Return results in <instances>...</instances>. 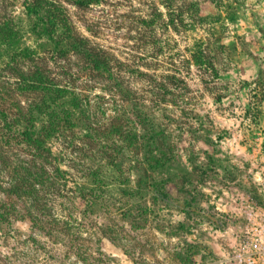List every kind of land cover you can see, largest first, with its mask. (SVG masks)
I'll list each match as a JSON object with an SVG mask.
<instances>
[{"label": "rangeland", "instance_id": "rangeland-1", "mask_svg": "<svg viewBox=\"0 0 264 264\" xmlns=\"http://www.w3.org/2000/svg\"><path fill=\"white\" fill-rule=\"evenodd\" d=\"M56 1L65 7L75 30L123 68L138 69L159 83L171 74L184 82L177 90L167 85L181 94L175 98L177 105L171 107L167 95L159 108L145 91V78L133 76L127 84L144 90L145 105L154 108L150 116L174 132L175 187H167V198L148 201L151 209L138 231L128 230L122 221L128 231L120 244L133 247L134 257L142 252L144 264H232L228 259L242 236L246 213L263 194L264 0H99L88 7ZM194 1L204 22L193 18L189 4ZM23 2L0 0V21L13 17L24 29L23 40L33 45ZM167 10L174 15L181 11L182 22L178 16L175 28L166 25ZM197 47L204 52L194 61L190 55ZM103 83L84 85L105 98L102 107L114 116L111 109L120 100ZM163 107L167 118L159 113ZM112 185L109 195L116 199L121 184ZM54 217L58 226L65 221L60 214ZM111 222L122 224L119 215ZM32 239L42 237L27 222L7 226L0 264H54L63 257L58 254L60 244L42 249ZM13 246L16 251L9 249ZM105 247L116 264H131L129 255L110 243ZM173 252L182 260L174 262Z\"/></svg>", "mask_w": 264, "mask_h": 264}, {"label": "trees", "instance_id": "trees-1", "mask_svg": "<svg viewBox=\"0 0 264 264\" xmlns=\"http://www.w3.org/2000/svg\"><path fill=\"white\" fill-rule=\"evenodd\" d=\"M23 1L33 45L23 40L24 29L13 17L0 21V245L7 226L27 222L42 237L31 240L36 247L60 244L62 252L54 256L63 257L54 264L66 259L72 260L68 264H116L106 243L129 255L131 264H144L142 252L134 257L133 247L120 241L146 222L149 200L167 198V187H175V135L150 116L154 108L145 105L144 90L127 84L133 76L145 78V91L159 108L167 95L170 106L177 105L181 94L171 89L184 82L171 74L159 83L138 69L123 68L75 30L62 3ZM64 1L77 7L99 2ZM199 7L198 1L189 4L201 23ZM166 13V25L175 28L178 16L182 22L181 11ZM202 52L197 47L190 56L195 61ZM85 82H104L112 97L116 92L120 103L111 109L114 116L103 109L105 98ZM166 112L167 107L159 110L167 118ZM116 181L121 186L111 199ZM57 214L65 220L60 226ZM118 215L122 224L116 227L111 221ZM170 256L182 260L175 252Z\"/></svg>", "mask_w": 264, "mask_h": 264}, {"label": "built area", "instance_id": "built-area-1", "mask_svg": "<svg viewBox=\"0 0 264 264\" xmlns=\"http://www.w3.org/2000/svg\"><path fill=\"white\" fill-rule=\"evenodd\" d=\"M259 204L246 213L242 236L228 260L232 264H264V183Z\"/></svg>", "mask_w": 264, "mask_h": 264}]
</instances>
